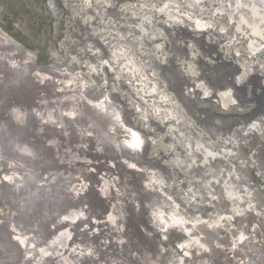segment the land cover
<instances>
[{"label": "rangeland", "instance_id": "374dc122", "mask_svg": "<svg viewBox=\"0 0 264 264\" xmlns=\"http://www.w3.org/2000/svg\"><path fill=\"white\" fill-rule=\"evenodd\" d=\"M239 3L246 5L233 15ZM248 3L0 0V27L29 51L31 59L35 57L33 67L48 65L43 70L51 73L40 90L59 87L65 74H77L85 85L80 95L88 104L108 105L119 122L140 133V146H126L123 157L155 175L160 194L180 217L207 223L222 217L221 235L232 243L220 248L216 244L214 259L205 254L206 248L199 250L204 264H234L232 260L263 264L256 258L264 260V233L257 224L244 222L241 230L246 238L237 243V226L244 219L231 213L221 182L242 168L259 195L264 215V175L250 164L247 146L235 149L233 139L245 132L250 120L264 114V40L237 23L238 13H249ZM114 136L119 142L125 133ZM201 144L217 153L231 151L232 156L206 160L198 149ZM41 171L35 173L42 175ZM246 233L253 236L252 244ZM202 236L196 232V237ZM189 246H181V251L191 257ZM178 259L172 255L171 263Z\"/></svg>", "mask_w": 264, "mask_h": 264}, {"label": "bare ground", "instance_id": "6f19581e", "mask_svg": "<svg viewBox=\"0 0 264 264\" xmlns=\"http://www.w3.org/2000/svg\"><path fill=\"white\" fill-rule=\"evenodd\" d=\"M250 1L249 13L237 14L238 26L264 40V4ZM240 4L233 15L246 5ZM27 53L0 27V264H204L199 250L206 248L214 259L216 244L232 243L221 235L222 217L186 222L160 194L155 175L126 162L114 133L124 132L121 143L130 148L140 146V133L119 122L108 105L88 104L80 95L81 77L65 74L59 87L40 90L51 72L43 70L48 65L33 67ZM256 119L233 139L235 149L247 146L250 164L264 175V114ZM198 149L206 160L232 156L202 144ZM40 170L42 175L35 173ZM240 170L221 180L231 213L244 219L237 224V243L246 238L244 222L264 233L261 200ZM2 185L14 195L3 193ZM184 245L191 257L181 251ZM174 254L179 259L171 263Z\"/></svg>", "mask_w": 264, "mask_h": 264}, {"label": "water", "instance_id": "95a60500", "mask_svg": "<svg viewBox=\"0 0 264 264\" xmlns=\"http://www.w3.org/2000/svg\"><path fill=\"white\" fill-rule=\"evenodd\" d=\"M33 62V64H34V62H35V57H33L32 58V60H31V63ZM32 64V65H33ZM3 131H5L4 129H3ZM24 137H28V136H24ZM122 141V140H121ZM121 141H119V142H117L118 143V149H119V151H120V153L122 154V150L123 149H126L127 147H126V145H124V143H120ZM144 146V145H143ZM143 148H141L139 151H141ZM186 150V149H185ZM132 153H134L135 152V150L133 149L132 151H131ZM252 165V164H251ZM261 168V167H260ZM262 169V168H261ZM2 191H3V193H5L6 195H14L13 194V192L11 191V189L9 188V187H7L6 188V185H2ZM142 221V220H141ZM140 233V231L138 230V234ZM140 235H142L141 237L143 238V240H142V243L145 241V243H147L146 241L148 240V239H146V238H148V237H146L145 235H143L142 233H140ZM9 236L11 237V239H13L14 237H12L11 236V234H9ZM145 236V237H144ZM152 237H154L155 238V240H156V242H158V243H160V239L157 237V236H155V234L154 235H152ZM14 240V239H13ZM14 243H16V242H14ZM138 243V242H137ZM140 243V245H142L141 246V248L142 249H145V245L143 246V244L141 243V242H139ZM22 244V243H21ZM233 255V254H232Z\"/></svg>", "mask_w": 264, "mask_h": 264}]
</instances>
